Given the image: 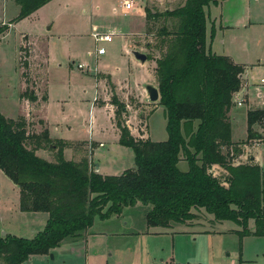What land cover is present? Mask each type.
<instances>
[{
	"label": "rangeland",
	"instance_id": "1",
	"mask_svg": "<svg viewBox=\"0 0 264 264\" xmlns=\"http://www.w3.org/2000/svg\"><path fill=\"white\" fill-rule=\"evenodd\" d=\"M132 1L136 11H128L125 0H51L40 11V20L35 15L21 19L7 36L8 25L0 31L1 114L16 119L30 111L28 103L20 98V79H30L40 85L44 84L42 78H49L48 102L38 113L33 114L31 109L32 115H27L32 121L31 133L41 132L46 128L45 121L49 122L55 147L41 149L48 160H56L60 152L57 141L62 139L68 144L64 149L78 154L79 160L75 161H91L94 149L95 163H101L104 173L119 174L125 167L134 166V149L120 143L122 132L117 111L121 125L127 126L135 137L156 142L168 139L165 107L160 100L152 102L145 88L148 83L159 85L156 63L151 59L146 63L137 61L133 52L157 56L162 51L148 48L145 43L150 41L153 46L157 45L154 35L164 21L151 23L153 29L149 31L144 8L164 11L178 7L184 0ZM96 5H100L99 10ZM18 10L19 5L14 0H0V17L6 13V18L12 19ZM207 13H210L209 8ZM228 13L236 15L232 19ZM222 14V24L234 28L222 35L217 26L215 37L208 19V40L215 37L216 49L221 52L225 49L241 62L256 63L264 59V0H227L219 9L211 5L212 19L218 16L220 21ZM168 25L171 26V21ZM25 33L29 35L23 36ZM104 33L111 34L113 40L96 43L93 35ZM45 35L49 36V44ZM101 47L105 48V53L99 55ZM263 77L264 73H257L253 82L260 84ZM96 79L99 80L98 91ZM40 94H43L41 88ZM102 104L105 108L99 106ZM235 129V138L242 136L241 125H236ZM92 138L103 142L104 147H96ZM253 153L258 159L264 156V143L256 145ZM239 156L241 153L233 160L234 164L238 165ZM246 158H243L245 163ZM178 165L183 171L189 170L185 159ZM210 171L220 181L227 182L226 172L218 165H212ZM14 186L5 172H0V196L6 198L1 209L4 231L8 228L20 234L31 233L35 224L14 208L15 203L20 205V193ZM143 212L144 209L131 210L125 217L109 220L96 217L92 230L104 232L106 236H92L86 245L64 241L50 254L33 257L26 264H264V236L242 237L238 233L241 227L232 220L219 221L208 216L203 224L189 229L193 234L145 236ZM254 224L251 218L250 230H254ZM25 236L32 237V234Z\"/></svg>",
	"mask_w": 264,
	"mask_h": 264
},
{
	"label": "trees",
	"instance_id": "2",
	"mask_svg": "<svg viewBox=\"0 0 264 264\" xmlns=\"http://www.w3.org/2000/svg\"><path fill=\"white\" fill-rule=\"evenodd\" d=\"M15 1L20 6L15 22L51 2ZM220 1L184 0L176 8L156 12L145 7L149 31L151 23L164 21L154 35L157 45L146 44L162 50L157 56L148 54V59L157 63L169 137L159 142L137 138L121 125L117 111L120 143L135 151V167L122 174L104 175L88 159H66L63 149L68 144L62 139L57 141L61 146L57 144L55 161L42 157L38 149L55 147L49 130L31 133L28 117L13 119L0 112V170L20 188L21 211L49 214L46 226L33 237L2 235L0 205L2 264H24L32 255L50 254L64 241L82 238L96 217L109 220L139 204L146 213L143 234L152 228L191 229L210 216L234 221L242 237L264 236V171L258 163H233L246 144L233 142L230 117L245 67L212 52L207 43V9ZM24 65L28 67V62ZM25 82L28 86L21 96L36 102L32 88L37 82ZM247 129V140L264 142V108L249 110ZM182 159L188 162V171L178 165ZM214 164L226 170L227 182L211 173ZM251 218L254 230L248 227Z\"/></svg>",
	"mask_w": 264,
	"mask_h": 264
},
{
	"label": "crops",
	"instance_id": "3",
	"mask_svg": "<svg viewBox=\"0 0 264 264\" xmlns=\"http://www.w3.org/2000/svg\"><path fill=\"white\" fill-rule=\"evenodd\" d=\"M15 1V0H14ZM227 0H221L218 4H210L209 6H208V8H209V14H208V19H210L209 21V24L210 25H212L213 27H215V28H217V26H220V28H221V31L223 32V34L222 35H225L230 29H233L234 28V26H232V25H229V24H222V21H223V19H224V16H223V14L221 15V17H223L222 18V20H221V18H220V21H218V16L216 17L215 16V18L214 19H212V17H211V5L213 6V7H215V8H217V9H219V8H222V6L225 4V2H226ZM15 3H16V1H15ZM50 3V2H49ZM49 3H47L46 5H44L43 7H41V8H39L38 10H36V11H34V14H32L31 16H29V17H33L34 15L35 16H37V18H38V20H40V11L45 7V6H47ZM16 5H18L17 3H16ZM96 9H100V5H96ZM145 9V8H144ZM166 9H168V8H165V10ZM170 9V8H169ZM231 10V9H230ZM19 11H20V6H19V10H18V14H19ZM129 11V10H128ZM135 11H136V4H135ZM235 11H238V9H235ZM18 14H17V16H18ZM146 14V13H145ZM235 13H228V16L231 18L232 17V19H233V17H235V15H234ZM17 16L16 17H14V18H12V19H8V18H6V13L2 16V17H0V26H2V25H4V24H6V25H8L9 26V28H8V32H7V34H6V36L11 32V28H13V29H15L16 28V26H17V24H18V21H20V20H18L17 22H15V21H13V20H15L16 18H17ZM210 17V18H209ZM229 19V18H228ZM250 25H251V23H249ZM146 25H147V19H146ZM51 24L48 26V29H50L51 28ZM207 26H208V20H207ZM43 27V26H42ZM247 27H248V25H247ZM26 35H29V34H27V33H25V34H23V36H26ZM32 35V34H31ZM33 36V35H32ZM36 36V34L34 35V37ZM43 36V35H42ZM217 36V34L215 35V37ZM45 37H47L46 38V44H49L48 43V41H49V36H47V35H45ZM215 37H211L209 40H208V31H207V43H208V47L210 48V50L212 51V52H214V53H216V54H219V55H224V56H229L232 60H234L236 63H238V64H240V65H242V66H244L245 67V70H244V73H243V84H242V87H241V89L237 92V93H235L236 95H235V102H234V105H233V107L231 108V110H230V117H231V123H232V129H233V133H232V140H233V142H235V143H242V142H244V143H246V144H244V150L242 151L243 152V154H242V152H240L241 153V155L242 156H239V162H238V164H240V163H245V161H244V159L246 158V160H248V162H254V163H258V164H260L261 165V167H263L264 168V162L262 161V160H264V156H262V157H260L259 159L258 158H256V156L255 155H253L254 153V149L256 148V145H260V144H262V143H264V142H257L256 140H247L248 139V113H249V110H256V109H263L264 108V89L263 88H261L260 86H259V84L257 83H255V82H253V80H254V77H255V74H257V73H264V59H261V61H259V62H256V63H248V62H241V61H239V60H236V59H234L227 51H225V49H224V51L223 52H221V51H219V49H216L217 47H216V41H214V38ZM23 38V37H22ZM38 38V37H37ZM35 39V38H34ZM48 39V40H47ZM147 43V42H146ZM145 43V44H146ZM222 43H225L224 42V40H223V42ZM20 45H21V41H20ZM36 48V50L38 51L39 50V47H37V45L35 46ZM32 53H34V52H32ZM136 59V58H135ZM137 60V59H136ZM47 63H48V61H49V54H48V57H47ZM137 61H139V60H137ZM142 62V61H141ZM153 62H155L154 60H153ZM145 63H146V61H145ZM156 63V62H155ZM156 67H157V63H156ZM97 80V85L99 84L98 83V79H96ZM41 81H43L44 82V84H38V85H36V86H34L33 87V89L35 90V92H36V94H37V96H38V100L36 101V102H32V101H30V100H28V99H26V98H24V97H22L21 95H22V93L27 89V86H28V84H27V82H25V79H20V82L22 83V87H21V90H20V98H21V100L22 101H26V103H28V109L30 108V111H28V113H26V114H20V115H24V116H26V117H28L27 115H32V113L34 114V111L36 112V113H38V109L40 108V107H42V106H44L47 102H48V96H49V88H50V82H49V78H42V80ZM101 84V83H100ZM98 87H99V85L97 86V91H98ZM40 88L41 89H43V94L41 95L40 94ZM43 96H45L46 97V99H43ZM240 97H242L243 99H244V104H243V106H239L238 104H237V101H238V99L240 98ZM96 101V100H95ZM30 104V105H29ZM99 106H102V107H104L105 108V105L104 104H102V105H99ZM107 108V107H106ZM31 109H32V113H31ZM20 115L18 116V118L20 117ZM41 117V116H40ZM29 118V117H28ZM44 118V117H43ZM17 119V118H16ZM30 119V118H29ZM46 119V118H45ZM31 120V119H30ZM47 120V119H46ZM238 126L239 127V125H241V129H242V136H240L239 138H235V131H236V129H235V126ZM45 126H46V128L49 130V122H48V120H47V122L45 121ZM255 129H257V130H259L260 132H262V128L260 127V126H255ZM49 134L51 135V137L52 138H55V137H53L52 136V134L50 133V130H49ZM57 138V137H56ZM91 140H94L96 143H97V146L96 147H104V144H103V142H100V143H98V141H96L94 138H92ZM72 141H75V140H72ZM95 147V148H96ZM41 149L42 148H40V149H38V154L39 155H41L42 157H44V158H46V156H44V154H42L41 153ZM64 151H65V157H66V159H68V160H79V156H78V154H76L72 149H68V148H66V149H64ZM245 152V153H244ZM239 153V154H240ZM238 154V155H239ZM237 158V157H236ZM244 158V159H243ZM47 159V158H46ZM94 159V160H93ZM90 160L91 161H96V158H95V150L94 149H92V154H91V158H90ZM242 160V161H241ZM98 164V166L96 167V164H95V167H96V171H98V172H100V173H102V174H104V175H108V174H116V175H120V174H122L126 169H128L127 167H125V169H123V170H121L120 172H119V174L118 173H111V172H108V173H104L103 171H102V167H101V163L100 162H98L97 163ZM214 165H218L219 166V168H221L222 170H224L225 172H226V170L224 169V168H222L219 164H214ZM132 167H135V165L134 166H129V168H132ZM0 172L2 173L3 171L2 170H0ZM4 173V172H3ZM227 174V173H226ZM13 185H15L14 183H13ZM15 187V190H17V191H19V193H20V188L17 186V185H15L14 186ZM19 201H20V194H19ZM6 203V198H4V199H1V196H0V205H1V209H2V207H3V205ZM139 206V207H138ZM138 206H136V207H134L133 209H130V207L129 208H126V210H127V212H126V210H124V212H123V214H122V216H126V214H129L130 212H131V210H138L139 208H140V204L138 205ZM14 208H16V209H18V213L20 214V215H22V216H24L26 219H29V221H31V223H34L35 225V229L31 232V233H28V232H23L22 234H20V233H16L15 231H8L7 229H6V232H8V233H11V234H14V235H17V236H20V237H23V236H25V235H29V234H32V237L34 236V235H36L38 232H40V230H42L45 226H46V224H47V220H48V218H49V214L47 213V212H42V211H40V212H27V211H21V209H20V205H18V204H16L15 203V205H14ZM136 208V209H135ZM146 209H148V207L146 208ZM146 212H147V210H145ZM126 212V213H125ZM145 214L146 213H144V215H143V218H145ZM113 217H120V216H112L111 218H113ZM1 222H2V226H3V230H4V223H3V217L1 216ZM145 222H146V218H145ZM96 223V222H95ZM199 224H203V220H201V222L199 223ZM95 225V224H94ZM94 225L92 226V228H90L89 230H88V232H86L84 235H83V237L82 238H77V239H68V240H66V241H69L70 242V244H73V245H75V243L76 244H84L85 243V245L87 244V241H88V239L90 238V237H92V236H97V235H99V236H106V235H104V232H99V231H93L92 229L94 228ZM255 225V224H254ZM192 229V228H191ZM146 230V229H145ZM145 230H143V232L145 231ZM14 232V233H13ZM142 232V233H143ZM179 232H186V233H189V234H193V233H191V231L189 230V229H184V228H179L178 230H175V229H173V228H165V227H162V228H152L149 232H147V233H145L144 235L145 236H155V235H162V234H165V233H171V234H178ZM25 233V234H24ZM195 234V233H194ZM26 237V236H25ZM28 237V236H27ZM41 255H43V254H41ZM41 255H32L31 256V258H33V257H37V256H41ZM44 255H46V254H44ZM48 255V254H47ZM30 258V259H31ZM28 263L30 262V260H28L27 261ZM27 262H25L24 264H26ZM0 264H2L1 263V261H0Z\"/></svg>",
	"mask_w": 264,
	"mask_h": 264
},
{
	"label": "built area",
	"instance_id": "4",
	"mask_svg": "<svg viewBox=\"0 0 264 264\" xmlns=\"http://www.w3.org/2000/svg\"><path fill=\"white\" fill-rule=\"evenodd\" d=\"M124 5H125V8L127 10H135V3L132 0H125ZM93 36L95 38L96 43H98V42H100V43L111 42L113 40L112 35L109 33H104V35L94 34ZM104 53H105V48H103V47L98 48V54L99 55H102ZM80 66L84 67L83 64H81ZM259 86L264 89V77L262 78ZM237 104L239 106H243L244 99L242 97H240L237 101Z\"/></svg>",
	"mask_w": 264,
	"mask_h": 264
},
{
	"label": "water",
	"instance_id": "5",
	"mask_svg": "<svg viewBox=\"0 0 264 264\" xmlns=\"http://www.w3.org/2000/svg\"><path fill=\"white\" fill-rule=\"evenodd\" d=\"M134 57L142 62H145L148 60V54H146L143 51H134L133 52ZM148 97H150V100L152 102H158L161 98L160 96V91H159V87L155 86L154 84L148 83L145 86ZM98 166V164L96 163V167ZM6 231L2 230V235H5ZM52 257L54 256L53 254H51Z\"/></svg>",
	"mask_w": 264,
	"mask_h": 264
}]
</instances>
